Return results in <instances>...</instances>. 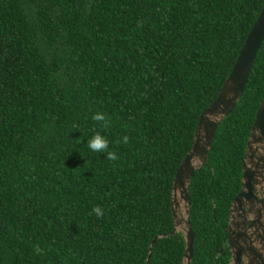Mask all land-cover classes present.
<instances>
[{
    "label": "trees",
    "instance_id": "1",
    "mask_svg": "<svg viewBox=\"0 0 264 264\" xmlns=\"http://www.w3.org/2000/svg\"><path fill=\"white\" fill-rule=\"evenodd\" d=\"M263 5L0 0V264H182L173 181ZM263 99L264 41L189 186L192 264L221 248Z\"/></svg>",
    "mask_w": 264,
    "mask_h": 264
},
{
    "label": "water",
    "instance_id": "2",
    "mask_svg": "<svg viewBox=\"0 0 264 264\" xmlns=\"http://www.w3.org/2000/svg\"><path fill=\"white\" fill-rule=\"evenodd\" d=\"M264 41V5L254 22L244 45L237 57L233 69L222 86L214 102L205 109L199 119L193 145L186 154L175 175L172 186V212L174 233L185 238V254L182 264H192L195 246V234L191 223V199L189 186L197 170L209 160L210 151L221 122L235 109L242 99L250 79L254 63ZM257 189L264 190V99L261 101L243 158V176L240 192L233 198L230 206V234H236L233 225L243 214L252 218V224L246 231L249 238L257 234L258 212L262 213L255 194ZM249 211L245 212V207ZM264 234V231H263ZM165 235L157 236L155 241ZM252 255V254H251Z\"/></svg>",
    "mask_w": 264,
    "mask_h": 264
},
{
    "label": "flooded vegetation",
    "instance_id": "3",
    "mask_svg": "<svg viewBox=\"0 0 264 264\" xmlns=\"http://www.w3.org/2000/svg\"><path fill=\"white\" fill-rule=\"evenodd\" d=\"M257 199H264V190L257 189L255 192ZM258 210L262 208V213L258 212L256 221L259 223L257 234L249 238L246 232L252 224V218L248 214L241 215L235 222L233 229L236 234H230V223L226 227V234L223 235L221 248L217 251L212 264H264V204H257ZM249 207H245V212ZM252 254V255H251ZM208 260H203L202 264H208Z\"/></svg>",
    "mask_w": 264,
    "mask_h": 264
},
{
    "label": "clouds",
    "instance_id": "4",
    "mask_svg": "<svg viewBox=\"0 0 264 264\" xmlns=\"http://www.w3.org/2000/svg\"><path fill=\"white\" fill-rule=\"evenodd\" d=\"M96 121H104L105 116L101 113H97L92 117ZM107 127V124H105ZM124 141L127 142V137H124ZM108 147L107 141L103 139L99 134L94 136L88 141V148L94 152H103L106 151ZM107 158L110 160H115L117 157L113 152L107 153ZM97 216L102 215V210L100 207H96L93 209Z\"/></svg>",
    "mask_w": 264,
    "mask_h": 264
}]
</instances>
